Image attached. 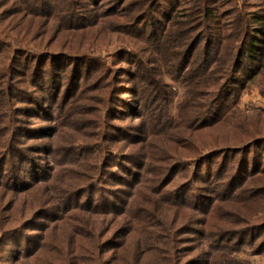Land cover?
<instances>
[{
	"label": "rangeland",
	"instance_id": "374dc122",
	"mask_svg": "<svg viewBox=\"0 0 264 264\" xmlns=\"http://www.w3.org/2000/svg\"><path fill=\"white\" fill-rule=\"evenodd\" d=\"M145 1L0 0V264H264V70L243 62L193 142L177 113L203 88L137 35L263 51L264 0H206L200 30L196 0Z\"/></svg>",
	"mask_w": 264,
	"mask_h": 264
},
{
	"label": "trees",
	"instance_id": "16d2710c",
	"mask_svg": "<svg viewBox=\"0 0 264 264\" xmlns=\"http://www.w3.org/2000/svg\"><path fill=\"white\" fill-rule=\"evenodd\" d=\"M149 1L150 0H146L145 4ZM176 1L179 2L180 0ZM195 2V10L198 12L197 28L200 30L201 27L205 26L207 17L212 13L205 5L206 0H196ZM148 13L149 11L147 9L141 11V18L136 24L135 30H140V27L142 26L143 22H145V20L148 22L151 20L161 21L160 18L164 17L160 11L157 12L155 17L152 15H147ZM126 18L132 19L130 15H126ZM168 21L169 24L164 22L160 27L156 28L157 33L153 32L150 35L152 31L151 29H148V27L142 29L141 33H138L137 31L136 32L138 33V37H142L144 35L146 37L150 36V40L155 41L157 46L161 47V50H158L157 54L160 56L159 61L166 69L168 68L169 64L172 63L174 58L178 63H180L179 66H182V69L180 70L181 78L186 80V76H188L189 79L186 81L187 83L195 80L194 85H200V87L203 88L201 93L194 97H192L191 94L188 95L187 92L185 96V99L187 98V100H185L187 103H182L177 113V119L180 121L176 127H184L186 129V133L188 132L194 142V134L199 129L211 124V120L215 115V111L218 106L219 97L226 95V93L230 90V86L237 84L235 81L238 79V73H243L245 69H247V65L243 62H257L256 70H264V50L262 51L259 49L262 46L261 37L256 33H251L249 40L244 39L243 41V37L238 39L240 32L238 29L234 28L231 36H225L222 33L215 34V39L217 40L215 43H208L205 40V44L207 42L208 45H204L206 47L203 49V52L197 56L199 51L202 49V47H200L202 46L200 34L186 39L181 34L182 29H180L179 32L174 29V26L176 27L178 24L182 25L183 23H177L173 25L172 22L170 23V19H168ZM257 23L258 22H256V24ZM46 34L47 33H45V35ZM237 39L238 44H235ZM177 45L180 46L179 52L173 50ZM256 55H259V57L257 58ZM125 56L126 54L123 55V58H125ZM8 57L9 55H4L0 58V62L2 59H7ZM102 89H105V93L112 89V84L107 83L105 87H102ZM196 97L200 98L202 101L199 107L196 106ZM190 107H192V109L189 110ZM192 122H194V125L192 126L198 125V127L192 128ZM196 139L199 142H203V138L196 136ZM172 142H174L177 145V148L183 152L192 154L195 150V145L193 144L188 145L185 142V145L180 146V144L176 143L175 140H172ZM223 154L224 153H219L218 156L222 157ZM212 155L213 152L210 154H202L201 165L203 166L207 159L211 158ZM170 169L174 168L171 167ZM177 258L178 257L175 256V253H171L165 259L169 260L172 264H179ZM199 261V257L195 255L192 259H186L185 262L192 264L196 262L199 263ZM94 264L99 263L96 261Z\"/></svg>",
	"mask_w": 264,
	"mask_h": 264
}]
</instances>
